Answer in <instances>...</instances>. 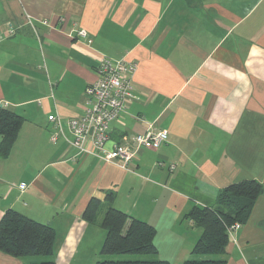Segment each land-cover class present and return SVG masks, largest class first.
Returning <instances> with one entry per match:
<instances>
[{"label": "crops", "instance_id": "1", "mask_svg": "<svg viewBox=\"0 0 264 264\" xmlns=\"http://www.w3.org/2000/svg\"><path fill=\"white\" fill-rule=\"evenodd\" d=\"M100 58L135 64L137 100L111 124L107 149L124 135L167 134L128 170L50 142L47 117L81 114ZM1 107L23 122L0 160V220L14 210L49 225L55 242L51 257L0 253V264L120 260L99 254L110 207L155 229L157 253L143 261L206 260L191 253L201 231L186 215L246 180L262 194L221 259L264 264V0H0ZM90 201L100 206L91 223Z\"/></svg>", "mask_w": 264, "mask_h": 264}, {"label": "trees", "instance_id": "2", "mask_svg": "<svg viewBox=\"0 0 264 264\" xmlns=\"http://www.w3.org/2000/svg\"><path fill=\"white\" fill-rule=\"evenodd\" d=\"M23 119L4 108H0V160L6 159L17 138ZM262 194V186L253 180L232 184L218 193L213 208H194L186 217L201 231L192 254L215 256L217 259L187 260L184 264H225L221 259L228 244V227L248 222L256 201ZM100 213L97 201H90L83 218L94 222ZM128 227L124 230V226ZM101 227L105 239L100 256L155 255V229L149 224L131 218L127 214L108 208L102 218ZM241 228V227H240ZM55 233L46 224L33 221L24 215L7 210L0 220V253L12 258L51 257ZM40 264H54L52 261ZM95 264H170L166 261H109Z\"/></svg>", "mask_w": 264, "mask_h": 264}, {"label": "built area", "instance_id": "3", "mask_svg": "<svg viewBox=\"0 0 264 264\" xmlns=\"http://www.w3.org/2000/svg\"><path fill=\"white\" fill-rule=\"evenodd\" d=\"M76 35L90 44L84 30L75 31ZM11 28L7 36L12 35ZM135 72V64L124 60L100 58L96 67V81L85 89L81 114L64 121L58 116H48L47 121L53 124L54 131L50 134V142L55 144L59 137L79 156H96L105 164H113L128 170L140 149L156 150L166 140L167 134L162 131L147 130L132 137L122 136L118 142H113L107 149L110 140V126L118 122L128 104L137 97L133 93L130 79ZM65 125V126H64ZM64 128L72 136L68 139ZM92 129L91 133L90 130ZM20 189L24 185L19 186ZM241 225L233 224L228 227V236L232 238Z\"/></svg>", "mask_w": 264, "mask_h": 264}, {"label": "rangeland", "instance_id": "4", "mask_svg": "<svg viewBox=\"0 0 264 264\" xmlns=\"http://www.w3.org/2000/svg\"><path fill=\"white\" fill-rule=\"evenodd\" d=\"M71 136V135H70ZM70 139H72V136L70 137ZM113 257H117V258H120V260L118 261H135V260H139V261H143L145 260L146 258H151L152 256L149 255V256H139V255H115ZM207 259H217V257L215 256H206ZM38 258H41V257H38Z\"/></svg>", "mask_w": 264, "mask_h": 264}, {"label": "water", "instance_id": "5", "mask_svg": "<svg viewBox=\"0 0 264 264\" xmlns=\"http://www.w3.org/2000/svg\"><path fill=\"white\" fill-rule=\"evenodd\" d=\"M92 129L90 130V133H91Z\"/></svg>", "mask_w": 264, "mask_h": 264}]
</instances>
